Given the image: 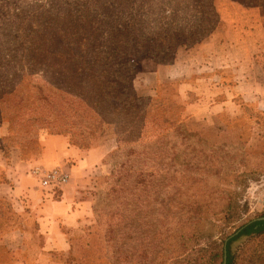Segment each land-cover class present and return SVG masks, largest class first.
I'll return each mask as SVG.
<instances>
[{"label":"rangeland","instance_id":"1","mask_svg":"<svg viewBox=\"0 0 264 264\" xmlns=\"http://www.w3.org/2000/svg\"><path fill=\"white\" fill-rule=\"evenodd\" d=\"M133 1L122 0L124 11ZM180 1L163 0L167 12L155 15L150 11L158 0H144L148 2L143 9L146 22L149 26L175 22L168 15ZM254 1L264 13V0ZM115 2L0 0V93H6L0 101V151L7 155L16 147L24 160L32 159L45 135L71 137L72 143L85 147L87 139L92 146L112 142L103 163L84 176L86 183L79 191L91 211L68 230L69 250L56 254L61 264H193L175 260L191 242L167 232L164 219L185 222L201 216L229 236L241 225L264 217V111H255L244 99L235 100L241 113L224 118L225 124L190 117L185 106L195 100V90H182L181 79L158 81L156 67L164 64L138 61L133 89L138 97L151 99L144 139L135 144L136 154L129 155L128 143L118 150L119 130L100 125L84 103L76 62L52 54L59 48L57 30L64 31L60 36L68 42L81 40V15L89 14L102 30L101 36L112 33V17L103 9L113 8ZM100 14L110 19L103 20ZM128 14L122 15L123 20ZM190 16L187 11L184 24H192ZM29 42L49 52L26 53ZM184 49L178 48L179 52ZM157 154L159 158H154ZM158 189L161 196L154 193ZM229 201L235 204L231 224L225 223L221 212ZM7 209V203L0 201V213ZM215 236L217 241L222 237ZM263 240L235 243L236 251L240 250L236 264H246L250 251ZM200 242L204 245L207 240ZM7 260L0 254V264Z\"/></svg>","mask_w":264,"mask_h":264},{"label":"crops","instance_id":"2","mask_svg":"<svg viewBox=\"0 0 264 264\" xmlns=\"http://www.w3.org/2000/svg\"><path fill=\"white\" fill-rule=\"evenodd\" d=\"M213 5L220 27L155 73L160 82L181 79L182 90H195L187 115L224 123L241 113L235 100L264 111V13L260 5L241 0H213ZM111 143L81 149L64 135H45L32 159L24 160L16 147L7 155L0 151V201L8 206L0 232V254L8 260L1 264H61L56 254L69 250L68 230L91 211L79 188L112 151ZM54 168L67 182L54 191L43 189L34 170Z\"/></svg>","mask_w":264,"mask_h":264},{"label":"trees","instance_id":"3","mask_svg":"<svg viewBox=\"0 0 264 264\" xmlns=\"http://www.w3.org/2000/svg\"><path fill=\"white\" fill-rule=\"evenodd\" d=\"M162 1L158 0V6L150 13L154 12L155 15L166 13L167 4ZM183 1H180L176 9L171 10L172 15H168L170 20L175 17V22L156 23L149 26L150 24L145 20L147 14L143 11L148 2L134 0L124 11L122 0H116L113 8L103 9L111 15L112 19L100 14L103 20L110 19L112 33L107 32L101 36L102 30L90 19L89 14L80 17L83 21L80 41L73 43L64 40L60 36L64 33L63 30H57L55 33L60 42L56 44L59 47L58 50H53L52 54L60 56L65 61L76 62L81 76L82 93L87 101H84L85 105L96 115L100 125H109L119 130L117 149L120 150L122 144L128 143L127 145L131 147L128 151L129 155L136 154L135 144L144 139L145 118L151 101V99L138 97L133 89V75L136 73L137 62L150 60L156 64H171L177 56L179 47L191 48L206 39L214 29L220 27L221 23L213 0ZM241 1L246 5L255 3L262 6L254 0ZM185 3L187 5L182 8ZM126 11L130 14L127 20H123L122 15ZM187 11H190L192 20V24L189 25L183 23L186 20L184 15ZM142 22L143 24H140ZM104 37L108 39L100 42V38ZM28 44L26 53L49 52L45 46H42L41 51L38 44L31 42ZM5 96V92L0 93V101ZM79 99L82 100V97ZM87 127L91 129L93 126L89 124ZM92 135L90 131L88 136ZM69 141L70 144L81 149L95 146L89 144L88 139L84 142L88 144L86 147L72 143L71 137ZM158 153L160 154L159 150ZM153 157L159 158L158 154ZM154 193L161 196L159 189ZM162 203L161 201L155 205L159 207ZM232 207H235V204L232 206L229 201L221 211L225 213L227 224H231L233 220ZM197 208L201 209L202 205L198 204ZM123 211L126 215L127 211ZM6 215L7 212L0 213V232L6 224ZM164 220L167 232L177 233L181 241L191 242L190 246L182 247L181 253L175 256V260L184 259L192 261L193 264H223L224 258L225 264H236L240 250L236 251L235 243L242 239L252 242L264 237V221L261 220H252L241 225L229 236H223L225 234L222 228L218 229L208 218L201 216L185 222ZM169 223H172L173 227L168 226ZM217 234L222 236L218 238L219 241L214 239ZM202 239H206L207 243L202 245L200 242ZM192 240H194L193 243ZM246 264H264V240L250 251Z\"/></svg>","mask_w":264,"mask_h":264},{"label":"built area","instance_id":"4","mask_svg":"<svg viewBox=\"0 0 264 264\" xmlns=\"http://www.w3.org/2000/svg\"><path fill=\"white\" fill-rule=\"evenodd\" d=\"M34 174L39 176L40 186L43 189H49L51 191L65 184L68 180V176L57 168L47 171L35 169Z\"/></svg>","mask_w":264,"mask_h":264},{"label":"water","instance_id":"5","mask_svg":"<svg viewBox=\"0 0 264 264\" xmlns=\"http://www.w3.org/2000/svg\"><path fill=\"white\" fill-rule=\"evenodd\" d=\"M255 220L264 221V217L256 218ZM223 264H225V258H224Z\"/></svg>","mask_w":264,"mask_h":264}]
</instances>
